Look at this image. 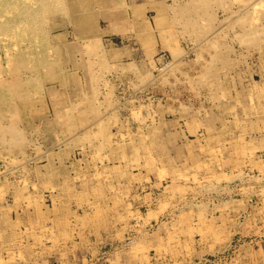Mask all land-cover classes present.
<instances>
[{"label": "rangeland", "instance_id": "rangeland-1", "mask_svg": "<svg viewBox=\"0 0 264 264\" xmlns=\"http://www.w3.org/2000/svg\"><path fill=\"white\" fill-rule=\"evenodd\" d=\"M46 1L0 0L3 76L21 80L15 94L0 86V218L19 222L20 212L49 211L38 228L50 239L44 243L56 249L34 257L23 249L22 256L5 261L264 264V0H104L100 10L126 15L124 26L123 19L91 18L99 0ZM146 23L167 65L159 70L145 51L142 71L136 65L124 68L131 60L126 52L140 44L134 30ZM95 27L98 47L90 40L98 38ZM6 47L13 59L4 54ZM14 117L20 122L13 123ZM21 136L29 140L24 143ZM119 150H127L128 160ZM97 152L110 159L102 163ZM101 168L106 175L98 173ZM121 181L127 183V208L111 190ZM26 194L30 199L20 197ZM0 225L5 226L1 219Z\"/></svg>", "mask_w": 264, "mask_h": 264}, {"label": "bare ground", "instance_id": "bare-ground-1", "mask_svg": "<svg viewBox=\"0 0 264 264\" xmlns=\"http://www.w3.org/2000/svg\"><path fill=\"white\" fill-rule=\"evenodd\" d=\"M28 1H31V3H32V1L33 0H28ZM39 1V3H41L42 2V0H38ZM44 1H46V0H44ZM58 1H61V0H58ZM202 1V0H201ZM257 1V0H256ZM255 1V2H256ZM261 1V0H260ZM47 2V1H46ZM195 2V1H194ZM44 3V2H43ZM42 3V5L41 6H43V5H47L48 7H49V5L48 4H43ZM49 3V2H48ZM60 3V2H59ZM105 3V1L104 0H99L98 2H97V4H96V9H97V13L95 14V15H93V16H91V18H93V19H95V21L96 20H101V19H109V20H111L112 19V23H115V20H117L118 22L120 21V19H123V23H121L123 26L124 25H126V23H128V22H126L125 24H124V22L127 20L126 19V15H124V14H118V13H112V14H110V13H108V12H105V11H103V10H100V8H103V4ZM160 3V2H159ZM197 3V2H196ZM202 3V2H201ZM58 4V3H57ZM61 4V3H60ZM198 4V3H197ZM252 5H254V4H252ZM260 5H262V3L260 4ZM260 5H258L260 8H261V6ZM46 6V7H47ZM75 6V5H74ZM197 6V5H196ZM255 6H257V4H255ZM254 6V7H255ZM257 6V7H258ZM44 7V6H43ZM47 7V8H48ZM135 7V6H134ZM136 7L138 8V6L136 5ZM140 7V6H139ZM155 7V6H154ZM156 7H158V5L156 6ZM191 7V6H190ZM202 7V6H201ZM253 7V9H254V12H255V8ZM159 8V7H158ZM160 8H161V6H160ZM186 8V7H185ZM197 8V7H196ZM195 8V9H196ZM42 10H43V12H46V9H45V11H44V8H42ZM179 10V9H178ZM75 11H76V9H75ZM78 11V10H77ZM138 11V10H137ZM142 11V10H141ZM177 11V10H176ZM196 11V10H195ZM256 11H258V10H256ZM261 11V10H260ZM42 12V11H41ZM48 13V12H47ZM85 13H86V11H85ZM84 13V14H85ZM131 13V12H130ZM141 13H143V12H141ZM179 13V12H178ZM256 13V12H255ZM1 14V13H0ZM5 14V13H4ZM44 14V13H43ZM83 14V15H84ZM138 14V13H137ZM136 14V15H137ZM258 14V13H257ZM143 15V14H142ZM1 16V15H0ZM31 15H29V17H30ZM44 16V15H43ZM185 16V15H184ZM87 17V16H86ZM85 17V18H86ZM129 17V16H128ZM130 17H132V16H130ZM143 17V16H142ZM179 17V16H178ZM40 18V17H39ZM83 18H84V16H82V20H83ZM88 18H89V16H88ZM87 18V19H88ZM141 18V17H140ZM161 18V17H160ZM255 18V17H254ZM259 18V17H258ZM18 19V18H17ZM126 19V20H125ZM145 19H147V18H145ZM125 20V21H124ZM137 20V19H136ZM184 20V19H183ZM255 20V19H254ZM257 20V19H256ZM144 21V23L146 22L145 20H142L141 22H143ZM182 20H180V22H181ZM259 21V20H258ZM36 22H37V20H36ZM85 22H88L87 20L85 21ZM100 22V21H99ZM93 23V22H92ZM136 23V22H135ZM187 23V22H186ZM196 23V22H195ZM36 25H37V23H36ZM93 25H94V23H93ZM130 25V24H129ZM253 25V24H252ZM252 25H250V23H249V26H252ZM138 26H139V28H137L136 30H134L135 31V33H136V39H134V41H135V43L136 42H140V44H139V46H137V47H135V49H133V48H129V51H127L126 52V54H127V57L126 58H128V57H131V60L129 61V60H127V61H129V63H127V65L125 66V65H123L124 66V68L125 67H130V66H133V65H136L137 67H141L140 69H141V71H142V67H144V63H145V51H147V55H149L148 57H149V59H150V63L152 64V62H153V66H155L156 68H160L161 66H166L167 65V62H166V59L164 58V55L163 54H160V53H158V51H159V45H158V40H157V38H156V36H155V34H154V32L152 31V27L150 28V26L146 23V26L145 25H142V26H140L139 24H138ZM137 26V27H138ZM248 26V25H247ZM259 26V25H258ZM190 27V26H189ZM263 27H264V25H263ZM114 29H117L116 27H114ZM190 29V28H189ZM196 29V28H195ZM198 29V28H197ZM127 30H133V29H127ZM193 30V29H192ZM98 31H100V29L97 27H95L94 28V32H93V34H94V36L97 34V32ZM196 31V30H195ZM194 31V32H195ZM132 32V31H131ZM135 33H134V35H135ZM167 33V32H166ZM133 35V36H134ZM97 36V35H96ZM132 36V35H131ZM89 37V36H88ZM98 38H95V37H90V40H92V41H94L95 40V44H96V41L98 42V41H100L101 42V40H100V37L99 36H97ZM169 37V36H168ZM167 38V37H166ZM67 41V40H66ZM88 42V41H87ZM65 43V42H64ZM90 43H91V41H90ZM137 43V44H138ZM172 43V42H171ZM171 43H170V45H171ZM66 44V43H65ZM101 44V43H100ZM84 45V44H83ZM91 45V44H90ZM89 45V46H90ZM97 45V47L99 46V44H96ZM93 46V45H92ZM91 46V47H92ZM101 46V45H100ZM172 46V45H171ZM85 47V46H84ZM91 47H90V49H91ZM94 47V46H93ZM96 47V49H98L99 50V48H97ZM102 47V46H101ZM95 48V47H94ZM93 48V49H94ZM84 49V48H83ZM173 49H175L174 47H173ZM177 49V48H176ZM6 52L4 53L5 55H6V57H8V59H13V56H14V53H12L11 51L12 50H10V48L8 49L7 47H6ZM17 50V49H16ZM86 50V49H85ZM87 51H89V50H87ZM94 51V50H93ZM16 52V51H15ZM83 52V51H82ZM85 52V51H84ZM98 51H96V53H97ZM113 52H114V50H113ZM175 52V51H174ZM75 53V52H74ZM156 53H158L157 55H156ZM173 53V52H172ZM176 53V52H175ZM86 54H87V52H86ZM93 54V53H92ZM101 54V53H100ZM156 55V56H155ZM3 55H0V86L1 87H3V88H5V89H8L7 91H10V90H12V89H14V88H17L18 86H17V83H20L21 82V80H20V78H16L15 80L14 79H11V81L7 78V79H5L4 78V71H5V67L2 65V63H1V61H2V57ZM102 56V55H101ZM100 55H99V53H98V55H97V57L99 58V57H101ZM94 57V56H93ZM157 57H158V59H157ZM90 58V57H89ZM215 58H217V56L215 57ZM88 59V58H87ZM92 59V58H91ZM96 59V58H95ZM103 59V58H102ZM97 61V60H96ZM98 61H100L99 59H98ZM103 61V60H102ZM102 61H100V62H102ZM216 61V60H215ZM23 62V61H22ZM61 62V61H60ZM83 62V61H82ZM211 63H212V61H210ZM209 62V63H210ZM214 62V61H213ZM11 63H13V62H11L10 61V64ZM94 63H95V61H94ZM97 63V62H96ZM86 64V63H85ZM84 64V65H85ZM100 64V63H99ZM21 65H23V63H21ZM86 65H88V64H86ZM98 65V64H97ZM103 65H104V67H106V63H104L103 62V64H102V68H103ZM115 65V64H114ZM129 65V66H128ZM170 65V64H169ZM169 65H168V67H169ZM90 66V65H89ZM92 66H94V65H92ZM173 66V65H172ZM212 65H210V67H211ZM214 66V65H213ZM50 67H52V66H50ZM50 67H48V68H50ZM61 67H62V65H61ZM82 67V66H81ZM120 67V66H119ZM210 67H208V68H210ZM10 66H9V73H10ZM47 68V69H48ZM85 68H86V66H85ZM100 68V67H99ZM101 68V69H102ZM166 68V67H165ZM82 69H83V67H82ZM89 69V67L87 68V70ZM92 69H94V70H96L95 68H92ZM140 69H138V70H140ZM168 69V68H167ZM166 69V70H167ZM13 70V69H12ZM98 70V69H97ZM160 70V69H159ZM208 70V69H207ZM212 70V69H211ZM15 71V70H14ZM48 71V70H47ZM47 71H46V73H47ZM55 71V70H54ZM213 71V70H212ZM12 72V71H11ZM27 72V71H26ZM53 72V71H52ZM87 72H89V71H87ZM87 72H85V73H87ZM163 72V71H162ZM166 72V71H165ZM16 73V72H15ZM22 73H24V72H22ZM94 73V72H93ZM93 73H91V75H93ZM99 73H101V71L99 70ZM98 72H97V74H99ZM206 73V72H205ZM12 74H14V73H12ZM11 74V75H12ZM19 74H20V72H19ZM28 74H29V71H28ZM50 74V73H49ZM95 74V73H94ZM163 73H161V75H162ZM11 75H10V77H11ZM15 75L16 74H14V77H15ZM47 75V74H46ZM160 75V76H161ZM211 75V74H210ZM17 76H18V74H17ZM28 76V75H27ZM49 76V75H48ZM89 76V75H88ZM96 76V75H95ZM100 76H102L101 74H100ZM99 76V77H100ZM156 76V75H155ZM211 76H213V75H211ZM98 77V78H99ZM114 77V76H113ZM13 78V77H12ZM22 78V77H21ZM24 78V77H23ZM112 78V77H111ZM34 79H35V77H34ZM33 79V80H34ZM100 79V78H99ZM116 79V78H115ZM120 79V78H119ZM132 79V78H131ZM47 80V79H46ZM94 80V79H93ZM96 80H98V79H96ZM111 80V79H110ZM113 80V79H112ZM118 80V79H117ZM101 81H103V79L101 80ZM29 82V81H28ZM90 82H92V81H90ZM95 82V81H94ZM93 82V83H94ZM44 83H45V81H44ZM92 83V84H93ZM97 83V82H96ZM21 84V83H20ZM32 84V83H31ZM76 84V83H75ZM96 85V84H95ZM99 85V84H98ZM93 86V85H92ZM22 87V86H21ZM98 88H99V86H97ZM20 89V88H19ZM33 89V88H32ZM41 89V88H40ZM93 89H96V87L94 88L93 87ZM47 90V89H46ZM100 90V89H99ZM98 89L96 90V92L97 91H99ZM43 92V91H42ZM47 92V91H46ZM11 93V92H10ZM16 93V91H15V89H14V94ZM20 93V92H19ZM37 93V92H36ZM21 94V93H20ZM32 94V93H31ZM17 95V94H16ZM35 95V94H34ZM41 95V94H40ZM18 97H19V95H17ZM27 96V95H26ZM25 96V97H26ZM42 96V95H41ZM22 97V96H21ZM21 97H19V98H21ZM29 97H30V95H29ZM18 98V99H19ZM45 99V98H44ZM67 99V98H66ZM98 99V98H97ZM26 100V99H25ZM38 101V100H37ZM39 101H41L42 102V100L40 99ZM45 101H46V99H45ZM64 101V100H63ZM68 101V100H67ZM90 101V100H89ZM92 101V100H91ZM98 101V103H101V102H99V99L97 100ZM32 103H34L35 104V102H33L32 101ZM40 103V102H39ZM19 104H21V103H19ZM29 105H30V103H28ZM70 104V103H69ZM89 104V103H88ZM101 104H103V101H102V103ZM47 105V104H46ZM58 105V104H57ZM15 107H16V104L14 105ZM27 106V105H26ZM49 106V105H48ZM90 106V105H89ZM96 106V105H95ZM97 106H100L99 104H97ZM102 106V105H101ZM119 106V105H118ZM14 107V108H15ZM33 107V105H31V108ZM39 107H41L40 105H39ZM56 107V106H55ZM66 107V106H65ZM35 108V107H34ZM38 108V107H37ZM74 108V107H73ZM72 107H71V109H73ZM9 109V108H8ZM17 109V107L14 109V110H16ZM36 109V108H35ZM34 109V110H35ZM38 109H40V108H38ZM37 109V110H38ZM7 110V109H6ZM19 110V109H18ZM36 110V111H37ZM41 110V109H40ZM56 110H57V108H56ZM63 110V109H62ZM17 112V111H16ZM42 112V111H41ZM59 112V111H58ZM57 112V113H58ZM72 112V111H71ZM9 113V112H8ZM7 113V114H8ZM14 113H15V111H14ZM14 113H12V114H14ZM18 113V112H17ZM45 113V112H44ZM47 113V112H46ZM98 113V112H97ZM0 114H1V112H0ZM10 114V113H9ZM11 114V115H12ZM30 114H32V112H30ZM37 114H39V113H37ZM18 114H16V116H17ZM29 115V114H28ZM33 115V114H32ZM47 115H49V114H47ZM14 116V115H13ZM20 116V115H19ZM61 116V115H60ZM98 116H99V114H98ZM148 116H150V115H148ZM154 116V115H153ZM78 117V116H77ZM80 117V116H79ZM13 118V117H12ZM12 118L10 119V120H12ZM17 118V117H16ZM58 118H61L62 119V117H58ZM67 118H68V115H67ZM14 119H15V117H14ZM12 120V122L13 121H17L16 119L15 120ZM72 119V118H71ZM70 119V120H71ZM79 119V118H78ZM153 119V118H152ZM22 120V119H21ZM67 120V119H66ZM81 120V119H80ZM42 121V120H41ZM84 121V120H83ZM18 122H20V120L19 121H17V123ZM23 122V121H22ZM32 122H34V121H32ZM31 122V123H32ZM39 122V121H38ZM62 122H64V121H62ZM70 122H72V121H70ZM142 122V121H141ZM154 122V121H153ZM152 122V123H153ZM14 123V122H13ZM17 123H15L13 126H15ZM24 123V122H23ZM23 123H21V124H23ZM42 123V122H41ZM40 123V124H41ZM44 123H47L46 121L44 122ZM49 123V122H48ZM76 123V122H75ZM86 123V122H85ZM1 124H2V122H1ZM5 124V123H4ZM2 125L3 127L4 126H6V125ZM12 124V123H11ZM10 124V125H11ZM20 124V125H21ZM26 124V123H25ZM36 124V123H35ZM32 125V124H31ZM38 125H39V123H38ZM54 125V124H53ZM80 125V124H79ZM78 125V126H79ZM100 125V124H99ZM101 125H102V123H101ZM153 125V124H152ZM9 126V125H8ZM26 126V125H25ZM29 126V125H28ZM41 126V125H40ZM48 126H50V125H48ZM64 126V125H63ZM73 126V125H72ZM148 126V125H147ZM2 127V128H3ZM12 127V125L10 126V128ZM22 127V126H21ZM23 127H24V125H23ZM27 127V126H26ZM25 127V128H26ZM38 127V126H37ZM68 127H70V126H68ZM75 127V126H74ZM74 127H72V128H74ZM80 127V126H79ZM6 128H8V127H6ZM28 128V127H27ZM29 128H31V127H29ZM60 128V127H59ZM61 128H62V126H61ZM77 128V127H76ZM75 128V129H76ZM90 128V127H89ZM4 129V128H3ZM13 129H15L14 127L12 128V130ZM22 129V128H21ZM20 129V130H21ZM56 129H57V127H56ZM102 129V128H101ZM15 130H17V129H15ZM29 130V129H28ZM43 130V129H42ZM48 130V129H47ZM51 130V129H50ZM50 130H48V131H50ZM157 130V129H156ZM2 131V130H1ZM14 131V130H13ZM19 131V130H18ZM25 131V130H24ZM33 131V130H32ZM58 131H60V130H58ZM63 131V130H62ZM66 132H67V130H65ZM69 131V130H68ZM92 131V130H91ZM90 131V132H91ZM128 131V130H127ZM155 131V130H154ZM70 132V131H69ZM68 132V133H69ZM72 132V131H71ZM97 132V131H96ZM100 132V131H99ZM1 133V132H0ZM15 133H16V131H15ZM29 133V132H28ZM60 133V132H59ZM59 133H58V135H59ZM98 133V132H97ZM143 133V132H142ZM8 134H9V132H8ZM12 134V133H11ZM21 134H23V133H21ZM26 134H27V132H26ZM79 134V133H78ZM88 134H89V132H88ZM122 134V133H121ZM128 134V133H127ZM126 134V135H127ZM156 134H157V132H156ZM28 135V134H27ZM56 135V134H55ZM99 135H100V133H99ZM158 135V134H157ZM1 136V135H0ZM5 136H6V134H5ZM13 136L14 135H12V138H13ZM29 136V135H28ZM51 136V135H50ZM60 136V135H59ZM86 136H88V135H86ZM121 136V135H120ZM123 136V135H122ZM8 137V136H7ZM22 138H23V136H21ZM48 137V136H47ZM54 137V136H53ZM125 137V136H124ZM10 138V137H9ZM21 138V139H22ZM29 138H31V137H29ZM45 138V137H44ZM55 138H57V137H55ZM66 138V137H65ZM69 138H73V137H70L69 136ZM78 138V137H77ZM122 138V137H121ZM127 138V137H126ZM14 139V138H13ZM15 139H17V137L15 138ZM24 139V143L26 142L25 140H29V139H26V136H25V138H23ZM40 139H42V137L40 138ZM46 139V138H45ZM44 139V140H45ZM58 139V138H57ZM64 139V138H63ZM62 139V140H63ZM83 139H87V138H83ZM3 140V142H4V139H2ZM1 140V141H2ZM8 140V139H7ZM11 140V139H10ZM9 140V141H10ZM61 140V139H60ZM67 140V139H66ZM68 140H70V139H68ZM67 140V141H68ZM115 140V139H114ZM113 140V142L115 143V141ZM120 140V139H119ZM9 141H8V143H9ZM13 140H11V142H12ZM37 141V140H36ZM57 141V140H56ZM123 141V140H122ZM6 142V141H5ZM16 142H18V140L17 141H15L13 144H14V146L16 145L15 143ZM21 142V141H20ZM20 142H19V146H20ZM22 142H23V140H22ZM21 142V143H22ZM40 142V141H39ZM51 142V141H50ZM68 142H71V141H68ZM104 142V141H103ZM107 142V141H106ZM2 143V142H1ZM42 143V142H41ZM49 143V142H48ZM117 143H118V141H117ZM5 144V143H4ZM104 144V143H103ZM111 144V143H110ZM109 144V146H111ZM121 144V143H120ZM120 144H119V149L121 150H125V148H123L122 146V148L120 147ZM10 145V144H9ZM18 145V144H17ZM40 145V144H39ZM42 145V144H41ZM121 145H123V144H121ZM106 146H107V144H106ZM38 146H36V148H37ZM103 147V146H102ZM101 147V148H102ZM125 147V146H124ZM39 148V147H38ZM103 149V148H102ZM104 150H105V147H104ZM109 150V149H108ZM114 150H116V149H114ZM119 150V152H124V151H120ZM97 151V150H96ZM103 151V150H102ZM139 151V150H138ZM138 151H135V153H137ZM113 152V151H112ZM116 152H118V149H117V151ZM116 152H114L113 154H116ZM127 152V150L124 152L125 154H127L126 153ZM131 152V151H130ZM134 152V151H133ZM141 152V151H140ZM48 153V152H47ZM98 153V152H97ZM106 153V152H105ZM110 153V152H109ZM123 153V154H124ZM120 154V153H119ZM122 154V156H121V154H120V156H121V158L123 159V160H128V158H129V156H128V154L127 155H123ZM110 155H112V153L110 154ZM137 155V154H136ZM145 155V154H144ZM63 156V155H62ZM70 156V155H69ZM95 156H97V154L95 155ZM98 156H99V153H98ZM113 156H115V155H113ZM132 156V155H131ZM133 156H134V154H133ZM146 156H148V155H145V157ZM100 157H101V159H100ZM105 157L107 158V159H110V158H108L107 157V155L105 156V155H102V156H99L98 158H99V160H102L101 162L103 163V160H105ZM138 157V159H140V157L139 156H137ZM47 158V157H46ZM117 159H118V157H116ZM132 158V157H131ZM144 158V157H143ZM50 159V158H49ZM52 159V158H51ZM133 159V158H132ZM148 159V158H147ZM95 160H96V157H95ZM141 160V159H140ZM140 160H137V161H140ZM146 160V159H145ZM98 161V160H97ZM116 161V160H115ZM133 161H134V163L135 162H137V161H135V160H131L130 159V162H132L133 163ZM141 161H143V160H141ZM114 162V161H113ZM112 162V163H113ZM121 162V161H120ZM124 162V161H123ZM130 162H128V163H130ZM76 163V162H75ZM126 165H124V166H127V163H125ZM51 165V164H50ZM45 166V165H44ZM101 166V165H100ZM123 166V167H124ZM46 167H48V166H46ZM51 167V166H50ZM53 167V166H52ZM56 167V166H55ZM131 167H132V165H131ZM44 169H46V168H44ZM122 169V168H121ZM47 171V170H46ZM50 172H51V170H49ZM45 172V171H44ZM43 172V173H44ZM134 172V171H133ZM132 172V173H133ZM26 173V172H25ZM97 173V172H96ZM100 175L101 174H104V175H106L105 174V171L101 168L100 170H99V172H98ZM144 174V173H143ZM97 175V174H96ZM125 175V171L124 170H121L120 171V173H119V179H121L123 176ZM136 175V174H135ZM98 176V175H97ZM131 176H133V175H131ZM137 176V175H136ZM112 177H114V176H112ZM138 177H139V175H138ZM141 177V176H140ZM42 180H49V176H48V174H42ZM134 178V177H133ZM145 178V177H144ZM122 180V179H121ZM46 181V182H47ZM24 182L25 183H28L29 182V180L28 179H25L24 178ZM49 182V181H48ZM45 183V182H44ZM103 184V183H102ZM111 184V183H110ZM49 184H47V186H48ZM106 184H103V185H100V187L101 188H103L104 186H105ZM125 185H127V183H122V181L120 182V183H116V185L115 184H112V187H111V190H112V192L114 191V190H116V191H118V192H116V193H113V194H115V199H117L118 201H119V203H121V202H123V205L127 208L128 206L130 207L131 206V203H128L127 204V198H125V196H126V194H127V196L129 195L128 193H125L126 191H125V188H126V186ZM22 186V185H21ZM23 186H25V185H23ZM22 186V187H23ZM27 186V185H26ZM26 186H25V188L24 189H26ZM47 186H46V189H47ZM44 187V186H43ZM49 187V186H48ZM69 187V186H68ZM99 186L97 185V186H95V189H97ZM28 189V188H27ZM107 190H108V188H107ZM26 191H29V190H26ZM15 193V192H14ZM34 193V192H33ZM76 193V192H75ZM77 193H79V192H77ZM76 193V194H77ZM28 194V193H27ZM20 195V197H22V198H24V199H26V200H28V199H30L29 197V195ZM109 194V193H108ZM30 195H32V194H30ZM34 195V194H33ZM39 195V194H38ZM40 195H42V194H40ZM78 195V194H77ZM76 195V196H77ZM46 196V195H45ZM107 196V195H106ZM147 196V195H146ZM81 197V196H80ZM83 197L84 196H82V199H83ZM15 198H17V197H15ZM78 198V197H77ZM106 198H108V197H106ZM147 198V197H146ZM34 199L36 200V198L34 197ZM34 199H31V200H34ZM37 199H40V200H42V198H37ZM81 199V198H80ZM101 199V198H100ZM19 200V198H17V201ZM38 201V200H37ZM78 201H81V200H78ZM125 201V202H124ZM240 201V200H239ZM241 201H243L242 199H241ZM33 202V201H32ZM82 202V201H81ZM103 202V201H102ZM159 202V201H158ZM30 203V202H29ZM29 203H27V204H29ZM34 203V202H33ZM79 202H77V204H78ZM100 203V202H99ZM150 203H152V202H150ZM26 204V205H27ZM31 204V203H30ZM37 204V203H36ZM42 204V203H41ZM97 204V203H96ZM73 205V204H72ZM104 205V204H103ZM8 206H10V205H8ZM8 206H5L4 207V209L7 207L8 208ZM32 206V205H31ZM30 206V207H31ZM41 206V205H40ZM40 206H38L39 208H40ZM43 206H44V201H43ZM254 206V205H253ZM28 207V206H27ZM38 207H36V209L38 208ZM105 207H106V205H105ZM104 207V208H105ZM6 208V209H7ZM99 208V207H98ZM98 208H97V210H98ZM101 208V207H100ZM100 208H99V211H101L100 210ZM104 208H102V209H104ZM260 208V207H259ZM3 209V208H2ZM9 209H11V208H9ZM8 209V210H9ZM71 209V208H70ZM107 209V208H106ZM251 209V208H250ZM95 210V209H94ZM97 210H95V211H97ZM132 210V209H131ZM254 211V210H253ZM252 211V212H253ZM44 212L46 213V214H44ZM47 212H49V211H42V209L40 210V209H37V210H29V211H26L25 213H18V220H19V222L18 221H14V220H12L13 218H12V216H9V217H7V216H5V219L4 218H2V216H1V220H3L4 221V223H5V226L3 227V225L1 226L0 225V264H8V262L7 261H5V260H7L8 258H16V256H22V254L20 255V254H18V253H22V252H18L19 250L21 251V250H23V249H26L28 252H29V255H30V257H34V256H36V253H38V256H40V255H43V254H46L47 252H51V251H54L56 248H55V246H52V247H50L49 245H47V244H45L46 243V241H49V240H46V238H43V236H45L44 234V231L45 230H41V229H39L38 228V225H40V224H42L43 223V221H44V218H47L46 216H48L49 217V215L50 214H47ZM94 212V211H93ZM103 212V211H102ZM67 213V212H66ZM70 213V212H69ZM94 213H96V212H94ZM94 213H93V215H94ZM100 213V212H99ZM99 213H97V214H99ZM250 213H251V210H250ZM13 214V213H12ZM73 214V213H72ZM86 214H88V213H86ZM252 214V213H251ZM90 215V214H89ZM96 215V214H95ZM253 215H255V214H253ZM67 216V215H66ZM73 216H74V214H73ZM98 216V215H97ZM245 216V215H244ZM248 216H250V215H248ZM259 216V215H258ZM72 217V216H71ZM82 217V216H81ZM83 217H85V215L83 216ZM82 217V218H83ZM94 217V216H93ZM92 217V218H93ZM100 217V216H99ZM10 218V219H9ZM12 218V219H11ZM54 218H59V216H56V217H54ZM86 218V217H85ZM98 218V217H97ZM101 218H102V213H101ZM248 218V217H247ZM258 218H260V217H258ZM66 219H68L67 217H66ZM72 219V218H71ZM88 219V218H87ZM94 219V218H93ZM263 219V218H262ZM54 220V219H53ZM90 220V219H89ZM89 220H87V222H89ZM92 220V219H91ZM244 220V219H243ZM250 220V219H249ZM255 220V219H254ZM69 221V223H70V221L71 220H68ZM67 221V222H68ZM84 221V220H83ZM245 221V220H244ZM61 222H63V220L62 221H60L59 223H61ZM66 222V223H67ZM99 222V221H98ZM46 223V222H45ZM53 223V222H52ZM57 223V222H56ZM55 223V224H56ZM83 223V222H82ZM22 224H24V225H26V230L24 229V228H22ZM68 224V223H67ZM106 224V223H105ZM143 224V223H142ZM141 224V225H142ZM47 225V224H46ZM51 225H53V224H51ZM70 225V224H69ZM71 225H73V224H71ZM83 225H85V224H83ZM88 225V224H87ZM93 225V224H92ZM42 226V225H41ZM66 226H68V225H66ZM78 226V225H77ZM81 226H82V224H81ZM89 226V225H88ZM106 226V225H105ZM43 227V226H42ZM47 227V226H46ZM60 227V226H59ZM58 227V228H59ZM78 227H80V226H78ZM77 227V228H78ZM44 228V227H43ZM54 228H56V227H54ZM70 228V227H69ZM74 228H76V227H74ZM61 229V228H60ZM80 229V228H79ZM129 229H131L130 227H129ZM138 229V228H137ZM69 230V229H68ZM70 230H72V229H70ZM139 231H140V229H138ZM152 230H153V228H152ZM48 231V230H47ZM53 231V230H52ZM63 231V230H62ZM137 231V230H136ZM145 231V230H144ZM147 231H148V229H147ZM146 231V232H147ZM54 232V231H53ZM58 232H61V231H58ZM71 232V231H70ZM86 232V231H85ZM142 232V231H141ZM150 232V231H149ZM148 232V234H150ZM62 233V232H61ZM81 233V232H80ZM115 233V232H114ZM145 233V232H144ZM250 233V232H249ZM64 234V233H63ZM65 234H66V232H65ZM64 234V235H65ZM138 234V233H137ZM146 234V233H145ZM60 235V234H59ZM67 235H68V233H67ZM67 235L65 236V239L67 238ZM132 235V234H131ZM135 235V234H134ZM139 235H141V234H139ZM159 235V234H158ZM112 236H113V238H115V239H117L116 238V236H117V234L115 233V235H113V233H112ZM126 236H127V234H126ZM136 236H138V235H136ZM142 236V235H141ZM147 236V235H146ZM47 237H49V236H47ZM120 237V236H119ZM139 237V236H138ZM144 237V236H143ZM54 241H57V242H61L62 241V239H60L59 237H57L56 235H53V237H51ZM136 238V237H135ZM152 238V237H151ZM208 238V237H207ZM256 238V237H255ZM72 239V238H71ZM81 239H83V238H81ZM80 239V240H81ZM129 239H131V238H129ZM134 239V238H133ZM138 239V238H137ZM140 239V238H139ZM144 239H146L145 237H144ZM144 239H142V240H144ZM64 240V239H63ZM123 240V239H122ZM128 240V239H127ZM171 240V239H170ZM78 241V240H77ZM82 241V240H81ZM80 241V242H81ZM130 241V240H129ZM145 241H147V240H145ZM181 241V240H180ZM45 242V243H44ZM63 242V241H62ZM98 242V241H97ZM100 242H102V241H100ZM173 242V241H172ZM182 242V241H181ZM59 243L58 244H56L58 247H59ZM127 243H129V242H127ZM134 243V242H133ZM133 243H131L132 245H133ZM138 243V242H137ZM168 243H169V241H168ZM185 242H183V244H184ZM207 243V242H206ZM98 244V243H97ZM121 244V243H120ZM37 245H40L41 247V250H33V249H35L36 248V246ZM89 245V244H88ZM102 245V244H101ZM129 245V244H128ZM186 245V244H185ZM72 246V245H71ZM116 246V245H115ZM125 246V245H124ZM161 246V245H160ZM187 246V245H186ZM190 246V245H189ZM207 246H208V244H207ZM213 246V245H212ZM39 247V246H38ZM111 247V246H110ZM117 247V246H116ZM184 247V246H183ZM71 248V247H70ZM69 248V249H70ZM74 248H76V246H74ZM119 248V247H118ZM121 248V247H120ZM165 248V247H164ZM177 248V247H176ZM61 249H64V248H61ZM109 249V248H108ZM132 249V248H131ZM209 249H210V247H209ZM219 249V248H218ZM57 250H59V248L57 249ZM65 250V249H64ZM185 250V249H184ZM26 251V252H27ZM116 251V250H115ZM118 252H119V250H118ZM161 252H162V250H161ZM190 252V251H189ZM199 252V251H198ZM106 253V252H105ZM145 253V252H144ZM152 253V252H151ZM18 254V255H17ZM111 254H112V252H111ZM148 254V253H147ZM67 255V254H66ZM108 255V254H107ZM152 255H153V253H152ZM26 256V255H25ZM103 256V255H102ZM108 256H110V255H108ZM112 256H113V254H112ZM114 256H115V253H114ZM116 256H118V255H116ZM29 257V258H30ZM105 257V256H104ZM119 257V256H118ZM161 257V256H160ZM22 258H25V257H22ZM91 258V257H90ZM95 258V257H94ZM99 258V257H98ZM108 258L109 257H107V259L106 260H108ZM111 258V257H110ZM180 258V257H179ZM86 259H87V257H86ZM115 259H117L116 257H115ZM114 259V260H115ZM120 259V258H119ZM119 259H117V261L119 260ZM164 259V258H163ZM94 260V259H93ZM99 259H97V261H98ZM106 260H104V261H106ZM112 260V259H111ZM111 260H109V261H111ZM166 260V259H165ZM71 261V260H70ZM103 261V260H102ZM113 261V260H112ZM117 261H115V262H117ZM84 262V261H83ZM114 262V261H113ZM30 263V262H29ZM91 263V262H90ZM95 263V262H94ZM100 264H102V263H100ZM106 264V263H105ZM110 264H113V263H110ZM175 264V263H174Z\"/></svg>", "mask_w": 264, "mask_h": 264}]
</instances>
